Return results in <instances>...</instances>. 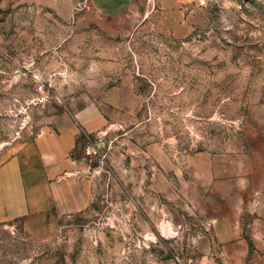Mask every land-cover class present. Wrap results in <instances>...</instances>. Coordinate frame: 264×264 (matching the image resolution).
<instances>
[{
	"label": "rangeland",
	"instance_id": "rangeland-1",
	"mask_svg": "<svg viewBox=\"0 0 264 264\" xmlns=\"http://www.w3.org/2000/svg\"><path fill=\"white\" fill-rule=\"evenodd\" d=\"M124 9L0 0V161L75 125L82 206L0 223V264H203L215 228L194 171L209 161L264 200V0Z\"/></svg>",
	"mask_w": 264,
	"mask_h": 264
},
{
	"label": "crops",
	"instance_id": "crops-1",
	"mask_svg": "<svg viewBox=\"0 0 264 264\" xmlns=\"http://www.w3.org/2000/svg\"><path fill=\"white\" fill-rule=\"evenodd\" d=\"M126 1L88 0V4L99 14L114 15L124 13ZM78 132L75 125L62 126L0 161V223L22 220L27 230L38 229L50 217L82 209L68 200L65 176L75 163L71 151ZM202 164H195L200 167L194 171V200L201 205L198 195H208L201 200L208 202L207 207L200 208L210 214L215 228L203 264H264V200L254 209L245 183L218 177L210 161Z\"/></svg>",
	"mask_w": 264,
	"mask_h": 264
},
{
	"label": "built area",
	"instance_id": "built-area-1",
	"mask_svg": "<svg viewBox=\"0 0 264 264\" xmlns=\"http://www.w3.org/2000/svg\"><path fill=\"white\" fill-rule=\"evenodd\" d=\"M200 2L202 3V4H204L205 3V0H200ZM38 91H40V92H45V90H44V85L42 84V83H40V85H39V87H38ZM257 204V203H256Z\"/></svg>",
	"mask_w": 264,
	"mask_h": 264
}]
</instances>
